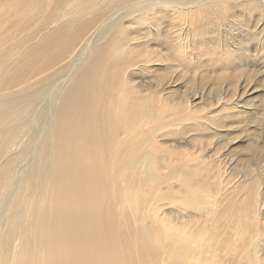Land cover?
I'll return each mask as SVG.
<instances>
[{"label": "bare ground", "instance_id": "obj_1", "mask_svg": "<svg viewBox=\"0 0 264 264\" xmlns=\"http://www.w3.org/2000/svg\"><path fill=\"white\" fill-rule=\"evenodd\" d=\"M115 1L9 0L0 14V264H264L263 185L252 180L237 201L244 177L231 183L215 161L205 167L203 156L191 164L188 150L178 155L184 120L203 133L216 118L142 89L133 75L169 55L157 47L158 58L145 61L147 39L119 40L134 19L167 34L172 19L183 28L203 9L226 13L227 0L220 9L140 0L134 17L106 18ZM262 1L239 7L264 15ZM174 36L183 41L180 29ZM53 75L59 81L37 105L41 93L30 89ZM155 101L185 111L172 121ZM153 170L179 173L158 179ZM181 170L214 172L195 189ZM158 192L166 202H155ZM184 220L194 222V236Z\"/></svg>", "mask_w": 264, "mask_h": 264}, {"label": "rangeland", "instance_id": "obj_2", "mask_svg": "<svg viewBox=\"0 0 264 264\" xmlns=\"http://www.w3.org/2000/svg\"><path fill=\"white\" fill-rule=\"evenodd\" d=\"M8 1L0 7V14L6 11ZM137 1L116 0L117 3L114 6L118 9L116 7H113L114 9L110 8L112 11L108 9L109 12H106V18L122 16L129 11L130 15L134 17L136 14H132V12L144 3L140 0ZM148 1H167L171 4L176 2L188 8L202 1L206 4L211 3L212 8L218 7L219 9L221 5L219 2L222 3V0ZM240 1L227 0L225 3L227 12L223 13V9H220L217 15H210L207 9H203L195 20H188L187 22L186 19L183 28V25L180 27L172 19L170 20L171 24L168 21L170 31L167 29L169 32L166 31L167 34L162 35L156 33L159 32L156 29L160 26L157 23L153 24L150 19H147V21L134 19V21H131L133 23L124 27V34L119 36L120 41H129V43H132L133 40L131 39L139 34L140 37H137L140 38L141 43H144L143 41L147 39L139 50L145 61L158 58V55L154 52L157 47L163 53L169 55L165 57L166 59L152 63L145 73L141 72V75L140 73L133 75L134 81L139 82L142 89H147L149 90L148 93L153 92L158 96L170 94L172 103L187 100L196 113L206 112L216 118L217 123L214 122L215 125L214 123L210 124V127L212 125L214 130L209 128V131L205 130L206 132L203 133L200 132L201 128L199 126L193 127L194 129L185 127L189 121L184 120L180 128L183 129L185 134L182 133L179 138L180 141L184 142V146L175 150L178 155L188 150V163L191 164L199 163V157L202 158V156L205 161L208 159L206 161L208 165L205 167L210 166L215 161L221 168L220 172H223L221 174L224 177L226 176L225 179L231 183L238 182L244 177V188L241 190L233 189L237 201H240L244 196L247 187L255 184L252 180L256 178L259 179L261 186L263 185L264 188V15L258 13L257 10L252 11L246 7H239ZM123 2L126 7L122 4ZM128 3L130 8L132 7L131 10L127 8L129 7ZM262 4L264 5V1H262ZM164 22H167V20ZM161 27H158V29ZM171 27L175 31L171 30ZM179 29L180 33H183V37L180 39L183 41L176 42L174 35L179 33ZM168 33L169 35L172 34L173 37L172 35L168 37ZM248 33L252 35L249 38L246 35ZM156 34L157 36H155ZM166 35L169 42L164 46L163 42L166 40L164 36ZM158 38L160 39L158 40ZM84 39L86 38H82V40ZM149 39L151 40L149 41ZM156 44L162 45L157 46ZM79 46L80 43L73 50H78ZM232 51H241L243 54ZM69 59V56H67L61 63L59 74H61L62 68L68 63ZM139 59L135 57L133 61L139 62ZM57 79L58 76L53 75V77L41 81L38 86L30 89V91L41 93L38 95L37 105H39V102L42 103L47 92L59 81ZM155 104L160 105L156 101ZM160 106L162 107L159 109L161 116L167 113V107L171 110L169 119L172 121H177L178 115L185 111L182 105ZM168 152L165 147L160 151L166 156L169 155ZM197 153L202 155L199 156ZM163 160L165 161V158ZM23 163L24 160L22 163L20 162L19 167ZM165 164L169 166L171 163ZM153 171L158 175V179H164L165 174L170 171H173L176 175L179 173L177 170ZM181 171L188 174L185 175L186 178H189L187 185L195 186V189L202 184L198 181H204L201 179L212 176L214 172V170ZM210 180L212 179L210 178ZM159 187L163 188V185ZM185 192L186 187L182 186L180 193L185 194ZM166 201L167 194L164 195L158 192L155 202L162 203ZM182 224L190 231L189 235L194 236L197 233L193 228L194 222L184 220Z\"/></svg>", "mask_w": 264, "mask_h": 264}]
</instances>
